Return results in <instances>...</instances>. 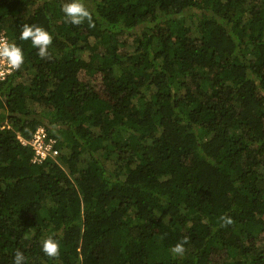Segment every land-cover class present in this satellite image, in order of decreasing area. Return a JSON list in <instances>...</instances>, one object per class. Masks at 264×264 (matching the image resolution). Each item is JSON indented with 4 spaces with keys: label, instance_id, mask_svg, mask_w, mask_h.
Returning <instances> with one entry per match:
<instances>
[{
    "label": "trees",
    "instance_id": "obj_1",
    "mask_svg": "<svg viewBox=\"0 0 264 264\" xmlns=\"http://www.w3.org/2000/svg\"><path fill=\"white\" fill-rule=\"evenodd\" d=\"M70 2L0 0V264H264V0H82L95 27Z\"/></svg>",
    "mask_w": 264,
    "mask_h": 264
},
{
    "label": "clouds",
    "instance_id": "obj_2",
    "mask_svg": "<svg viewBox=\"0 0 264 264\" xmlns=\"http://www.w3.org/2000/svg\"><path fill=\"white\" fill-rule=\"evenodd\" d=\"M62 12L65 14L66 22L74 26H79L85 21L89 27H95L92 13L85 6L82 0H72L62 6ZM20 39L31 41V45L38 49V56L42 59H50L49 48L52 45L53 36L43 27L23 24L20 32ZM0 61L6 62L13 71H18L24 64V54L22 49L15 43H9L6 40H0ZM220 227H226L234 223L233 219L227 215L219 218ZM188 243V238L175 244L171 248L174 255L182 256L185 253L184 245ZM42 252L49 258L58 259L60 256V244L51 236L42 242ZM26 257L23 252L17 250L14 254L13 264H25Z\"/></svg>",
    "mask_w": 264,
    "mask_h": 264
},
{
    "label": "built area",
    "instance_id": "obj_3",
    "mask_svg": "<svg viewBox=\"0 0 264 264\" xmlns=\"http://www.w3.org/2000/svg\"><path fill=\"white\" fill-rule=\"evenodd\" d=\"M0 40H6L8 42V37L6 33L0 29ZM14 71L9 68V66L4 61H0V81L6 79ZM20 138V137H19ZM21 139V138H20ZM22 144L26 141L21 140ZM53 140L45 141V132L42 127H38L32 138L27 142L32 145L35 153L33 156V162H41L47 157L54 158L56 151L53 148Z\"/></svg>",
    "mask_w": 264,
    "mask_h": 264
},
{
    "label": "rangeland",
    "instance_id": "obj_4",
    "mask_svg": "<svg viewBox=\"0 0 264 264\" xmlns=\"http://www.w3.org/2000/svg\"><path fill=\"white\" fill-rule=\"evenodd\" d=\"M156 245H154V243L151 244V248L154 247V252L156 253V257H160L162 255V253H160L159 248L155 247Z\"/></svg>",
    "mask_w": 264,
    "mask_h": 264
}]
</instances>
